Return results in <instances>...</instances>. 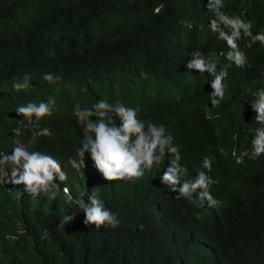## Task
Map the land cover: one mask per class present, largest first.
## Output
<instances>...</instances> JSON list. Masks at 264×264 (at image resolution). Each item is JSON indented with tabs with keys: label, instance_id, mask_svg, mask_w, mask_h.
I'll return each instance as SVG.
<instances>
[{
	"label": "trees",
	"instance_id": "obj_1",
	"mask_svg": "<svg viewBox=\"0 0 264 264\" xmlns=\"http://www.w3.org/2000/svg\"><path fill=\"white\" fill-rule=\"evenodd\" d=\"M253 1L255 13L264 0ZM222 7L215 0H0V153L23 143L53 155L68 176L60 186L70 189H53L55 199H18L14 190L24 185L6 184L0 168V264H264V156L235 163L251 149L257 125L247 100L264 87V66L254 58L239 94L228 86L216 105L207 73L186 68L193 52L207 54ZM45 73L60 79L49 84ZM25 74L31 86L14 92ZM49 97L51 116L20 124L17 106ZM101 99L138 106L141 119L163 124L182 146L186 178L209 157L211 192L221 203L177 199L161 183L167 160L139 180L98 179L89 154L77 153L85 126L78 113ZM45 127L52 135L33 139ZM86 186L117 215V228L84 224L73 200Z\"/></svg>",
	"mask_w": 264,
	"mask_h": 264
},
{
	"label": "clouds",
	"instance_id": "obj_2",
	"mask_svg": "<svg viewBox=\"0 0 264 264\" xmlns=\"http://www.w3.org/2000/svg\"><path fill=\"white\" fill-rule=\"evenodd\" d=\"M253 6V0H215V8H222L211 25L214 33L210 38L207 54L197 50L186 63L189 72L197 70L200 74L207 73V83L211 89L208 92L209 101L213 105L223 100L224 90L228 86L237 89L234 95L239 94L248 70L255 68L254 58H260L258 63L264 66V3L261 10L255 13L251 12ZM141 76L145 74L141 73ZM42 78L49 84L60 79L51 73H45ZM30 79L25 74L22 80L15 81L12 84L13 91L29 88ZM252 92L253 98L247 102L255 114L252 122L257 127L249 130L252 137L251 149L236 157L237 165L243 164L245 157L264 156V87ZM54 104L55 99L49 97L46 102H28L17 106L15 113L24 117L21 125L30 126L51 116ZM140 111L138 106L130 107L123 103L113 105L103 99L98 100L91 108L81 110L78 122L84 120L85 126L77 149L78 156L84 160L85 154H89L94 166L91 167L92 172L98 179L102 175L106 181L139 180L144 177L146 170L167 160L161 183L177 193V199H188L197 204L207 201L209 207L218 206L221 202L211 192V186L217 181L208 174L212 170V160L204 157L202 170L191 178H186L189 171L181 163L182 146L175 142V137L163 124L141 119ZM13 133L20 136L21 128H14ZM51 135V129L45 127L35 132L33 139ZM229 150L225 151L231 156L236 155L235 148L231 152ZM76 163L83 165V162ZM0 168L6 184L24 185L22 190H14L18 199L25 193L33 199L40 197L42 193H48L55 199L58 193L53 189L58 188L65 194L70 193L68 186H60V183L68 180L60 161L46 152L30 150L23 143L14 145L11 154L0 153ZM3 171L6 172V177L3 176ZM84 190L79 194V199L73 200L79 213L84 215V224L94 225L97 231L102 227L117 228L120 224L117 215L94 192L95 189L86 186ZM75 216L74 213L66 214L61 225L71 223ZM48 231L45 229V238Z\"/></svg>",
	"mask_w": 264,
	"mask_h": 264
},
{
	"label": "rangeland",
	"instance_id": "obj_3",
	"mask_svg": "<svg viewBox=\"0 0 264 264\" xmlns=\"http://www.w3.org/2000/svg\"><path fill=\"white\" fill-rule=\"evenodd\" d=\"M73 164H74L75 166H79L81 163H76V162H74V161H73ZM3 173H4V175H3V176H4V177H6V176H7L6 172H5V171H3Z\"/></svg>",
	"mask_w": 264,
	"mask_h": 264
},
{
	"label": "bare ground",
	"instance_id": "obj_4",
	"mask_svg": "<svg viewBox=\"0 0 264 264\" xmlns=\"http://www.w3.org/2000/svg\"><path fill=\"white\" fill-rule=\"evenodd\" d=\"M162 219V218H161Z\"/></svg>",
	"mask_w": 264,
	"mask_h": 264
}]
</instances>
